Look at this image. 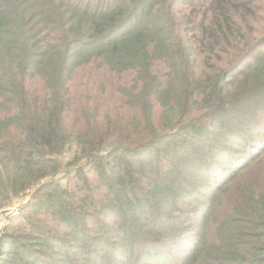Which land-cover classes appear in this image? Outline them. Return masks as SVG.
Wrapping results in <instances>:
<instances>
[{"label":"trees","instance_id":"16d2710c","mask_svg":"<svg viewBox=\"0 0 264 264\" xmlns=\"http://www.w3.org/2000/svg\"><path fill=\"white\" fill-rule=\"evenodd\" d=\"M26 192L0 264H264V0H0Z\"/></svg>","mask_w":264,"mask_h":264},{"label":"rangeland","instance_id":"374dc122","mask_svg":"<svg viewBox=\"0 0 264 264\" xmlns=\"http://www.w3.org/2000/svg\"><path fill=\"white\" fill-rule=\"evenodd\" d=\"M82 82H84L83 90H85V96L90 97V96L93 94V92H91V91L89 90V88H88V83H86L85 81H82ZM76 83H77V82L74 81L72 87H74V86L76 85ZM97 90L99 91V89H97ZM29 197H30L29 192H26V193H23V194H22L20 197H18V199H16V200H17L18 202H20V203L23 204V203L26 202V200H27ZM4 212H5V210L0 211V222L3 223V224L5 225L7 218H6V214H4Z\"/></svg>","mask_w":264,"mask_h":264},{"label":"built area","instance_id":"2783aa9c","mask_svg":"<svg viewBox=\"0 0 264 264\" xmlns=\"http://www.w3.org/2000/svg\"><path fill=\"white\" fill-rule=\"evenodd\" d=\"M16 199L18 198H15L13 199L12 203L10 204V206H8L5 211H7V215H12L14 214L15 212L18 211V209L20 208V206L22 205V203L18 202ZM4 224L0 222V227H2Z\"/></svg>","mask_w":264,"mask_h":264}]
</instances>
